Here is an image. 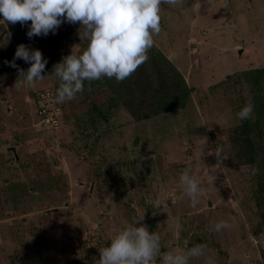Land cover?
Wrapping results in <instances>:
<instances>
[{
  "label": "rangeland",
  "instance_id": "obj_1",
  "mask_svg": "<svg viewBox=\"0 0 264 264\" xmlns=\"http://www.w3.org/2000/svg\"><path fill=\"white\" fill-rule=\"evenodd\" d=\"M160 9L146 63L64 103L53 66L87 47L79 23L30 39V21L0 16V264H93L133 216L159 232L162 252L205 244L216 264H264V0ZM20 44L48 60L35 87L15 88L28 63H5ZM185 169L205 189L196 208L180 198Z\"/></svg>",
  "mask_w": 264,
  "mask_h": 264
},
{
  "label": "clouds",
  "instance_id": "obj_2",
  "mask_svg": "<svg viewBox=\"0 0 264 264\" xmlns=\"http://www.w3.org/2000/svg\"><path fill=\"white\" fill-rule=\"evenodd\" d=\"M167 4L177 7L182 0H0V16L8 24L28 25L27 36H47L56 34L60 26L79 23L80 40H87L82 54L64 56L53 66V73L60 84L56 90V102L74 100L84 91V84L98 81L104 77L123 82L149 60L148 52L154 46V37L161 32L160 6ZM17 59H22L30 67L25 71L18 68ZM9 66L18 68L15 88L35 87L47 76L48 60L39 49H30L20 44ZM91 91V88L88 89ZM251 103L243 106L236 119L243 122L253 116ZM222 150L216 148L211 155L222 160ZM213 185L215 175H209ZM181 199L187 198L192 208H196L205 194L190 169H185L179 177ZM152 206L160 208L161 199L151 201ZM145 216H133L126 226L118 231L107 246L98 248L99 258L93 257V264H190L193 259H204V264H216L207 255V245L197 244L186 250L162 252L159 232L150 231L144 222ZM231 222H213L210 230L222 233L234 227Z\"/></svg>",
  "mask_w": 264,
  "mask_h": 264
}]
</instances>
